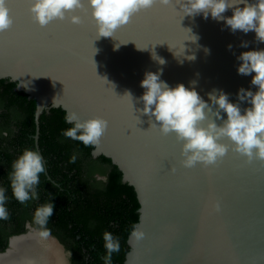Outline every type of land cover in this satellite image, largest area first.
<instances>
[{"label": "water", "instance_id": "water-1", "mask_svg": "<svg viewBox=\"0 0 264 264\" xmlns=\"http://www.w3.org/2000/svg\"><path fill=\"white\" fill-rule=\"evenodd\" d=\"M30 2L7 0L13 23L0 32V78L16 82V90L35 101L38 153L37 125L45 109L60 107L81 120L99 116L108 122L91 153L110 158L133 186L140 205L133 229L143 233L141 240L129 234L123 264H264V160L233 151L225 138L223 157L186 168L182 142L174 133L162 134L137 111L144 92L140 81L146 72L161 69L160 78L170 87H194L205 101L208 93L222 90L237 103L240 88L257 90L250 83L254 73H237V57L264 49V42L251 31H230L223 21L184 15L181 0L156 3L133 15L113 37L99 39L86 0L73 13L80 24L66 18L43 27L34 21ZM242 42L248 46L241 47ZM116 44L122 45L114 50ZM126 92L132 100L123 96ZM240 106L241 114L250 107ZM208 118L215 119L211 112ZM27 225L25 232L9 237L0 256L10 250L13 237L36 234L37 228ZM46 239L60 243L52 235ZM29 242L27 252L44 257L45 248Z\"/></svg>", "mask_w": 264, "mask_h": 264}, {"label": "clouds", "instance_id": "clouds-1", "mask_svg": "<svg viewBox=\"0 0 264 264\" xmlns=\"http://www.w3.org/2000/svg\"><path fill=\"white\" fill-rule=\"evenodd\" d=\"M86 2L95 21L99 39L113 37L114 31L126 25L133 14L149 9L156 3L167 6L171 0H86ZM181 3L184 15L200 14L204 19L211 17L217 22L223 21L230 31L239 30L245 34L251 31L255 33L258 42H264V0H181ZM82 7L83 0H31L29 11L34 21L41 27L53 20L62 21L66 18L70 23L78 25L81 23V17L73 13ZM228 10H231L232 15L224 16L223 13ZM12 23L7 0H0V32L9 29ZM192 37L193 41L197 39L195 36ZM120 45L122 44H116L114 50ZM240 46L248 45L242 42ZM231 47L228 45L229 50ZM194 58L190 56L188 59ZM237 60L240 62L236 69L237 73L245 76L254 73L250 83L257 89L253 92L240 88L236 94L237 103L230 102L228 94L222 90L208 93V100L205 101L194 87L186 88L184 84L170 87L160 78L162 69L156 73L146 72L140 81V87L144 92L138 98L142 108L137 111L148 116L150 125L158 127L162 134L174 133L177 140L182 142L181 163L186 168H191L198 162L210 165L223 157L228 145L220 141L225 138L230 142L233 151L250 159L255 157L264 160V49L241 52ZM158 62L164 63L162 59ZM94 66L96 73L95 63ZM123 96L132 100L129 92ZM243 102H247L250 107L244 108L241 114L240 105ZM209 112L215 119L208 118ZM221 112L226 114V119L221 117ZM64 120L72 127L61 134L81 142L85 147L98 144L108 126V122L102 117L81 120L75 112H69ZM217 120L221 121L219 125L216 123ZM205 121L206 124L203 123ZM76 158L73 154L69 163H75ZM11 169L9 187L12 196L21 204L38 199L36 188L40 183V174L45 172L42 155L35 150L25 149L12 162ZM6 191L0 187V220L9 219L5 206L8 199ZM53 198L54 194L49 193V202L34 211L32 223L37 226L36 234L42 239L50 236V230L46 226L53 214L54 204L51 203ZM27 226L31 227V224ZM130 235L136 240L143 239V233L136 229H133ZM102 239L106 249L104 264H112L113 253L120 251L119 238L105 231ZM67 255L71 257V252Z\"/></svg>", "mask_w": 264, "mask_h": 264}, {"label": "trees", "instance_id": "trees-1", "mask_svg": "<svg viewBox=\"0 0 264 264\" xmlns=\"http://www.w3.org/2000/svg\"><path fill=\"white\" fill-rule=\"evenodd\" d=\"M34 112L35 101L16 90V82L0 78V187L7 190L9 213V219L0 220V251L7 247L10 236L26 231L27 222L37 228L32 223L34 211L49 202L51 193L54 208L46 227L71 252L70 264H104L105 231L120 242L112 264H123L129 249L127 240L139 216L135 190L122 180L121 170L110 158L94 157L93 146L85 147L61 134L72 127L65 122L62 108L45 109L38 120L37 144L45 163L36 188L38 199L21 204L12 196V162L25 149L37 151ZM73 154L76 162L69 163Z\"/></svg>", "mask_w": 264, "mask_h": 264}, {"label": "rangeland", "instance_id": "rangeland-1", "mask_svg": "<svg viewBox=\"0 0 264 264\" xmlns=\"http://www.w3.org/2000/svg\"><path fill=\"white\" fill-rule=\"evenodd\" d=\"M28 235L29 234H27V238L29 237L28 240H30V239L36 240V238H35L34 235L32 237L31 236H28ZM24 238H22L20 240H24ZM28 240L24 244H22V243L21 244L20 243L19 244H14L13 247H12V249H11V251H10L11 254L8 255L7 257H4L3 256L2 258H4V260H0V263L1 264H16L13 261H10V259L7 260V258H9L11 255H13V253L17 251L18 247H22V246H25L26 247V246L30 245L32 242L30 243ZM43 241L44 242L47 241V243H49V244H46ZM42 243L45 244L46 247L43 246ZM37 244L40 245V248L41 249L42 248H45L44 257H45L46 260L43 262L44 264H46L47 262H49L48 264H70V262H69V256L67 255L68 252L56 240H54V239H45V240H42L41 239L40 241L37 240ZM47 245H49V247ZM10 252H8V253H10ZM22 254H24V252Z\"/></svg>", "mask_w": 264, "mask_h": 264}, {"label": "bare ground", "instance_id": "bare-ground-1", "mask_svg": "<svg viewBox=\"0 0 264 264\" xmlns=\"http://www.w3.org/2000/svg\"><path fill=\"white\" fill-rule=\"evenodd\" d=\"M29 235L28 236H35L36 240L35 241V244H37V240L40 241L42 238H40L37 234H34L32 232H29L28 233ZM26 237V238H24ZM30 237V238H31ZM24 238V240H20ZM29 239V237L27 238V235H23V236H17V237H13L12 240H11V245H10V250L7 251L6 253H4L3 255L0 256V260H4V258H2L3 256L4 257H7L8 255L11 254V249L13 247L14 244H24L27 242V240ZM20 240V241H19ZM31 240V239H30ZM28 240V241H30ZM42 240H45V239H42ZM44 242V241H43ZM31 243V242H30ZM46 244H49L46 242H44ZM32 244V243H31ZM43 244V243H42ZM38 245V244H37ZM43 246L46 247L45 244H43ZM48 246V245H47ZM41 249V248H40ZM42 250V249H41ZM27 248L25 246H22V247H18L17 251L13 253V255H11L9 258H7V260L10 259V261H13L14 263L16 264H43V262L46 260L45 257H42L40 260L37 259V258H34V256H31L28 252H27ZM10 252V253H8ZM24 252V254H22ZM21 254V255H20ZM6 255V256H5ZM2 258V259H1ZM43 262H42V261ZM37 261H40L39 263H36ZM12 262V263H13ZM54 262V261H53ZM57 263V262H56ZM1 264V263H0Z\"/></svg>", "mask_w": 264, "mask_h": 264}, {"label": "flooded vegetation", "instance_id": "flooded-vegetation-1", "mask_svg": "<svg viewBox=\"0 0 264 264\" xmlns=\"http://www.w3.org/2000/svg\"><path fill=\"white\" fill-rule=\"evenodd\" d=\"M98 178H101L100 176H98ZM103 178V177H102ZM27 223H29V222H27ZM27 223H26V225H27ZM48 247H49V245H48Z\"/></svg>", "mask_w": 264, "mask_h": 264}, {"label": "snow or ice", "instance_id": "snow-or-ice-1", "mask_svg": "<svg viewBox=\"0 0 264 264\" xmlns=\"http://www.w3.org/2000/svg\"><path fill=\"white\" fill-rule=\"evenodd\" d=\"M175 7V6H174ZM176 8V7H175ZM177 9V8H176ZM135 14H138V12L137 13H135ZM135 14H133V15H135ZM133 109V108H132ZM139 123V122H138ZM137 125V124H136Z\"/></svg>", "mask_w": 264, "mask_h": 264}]
</instances>
